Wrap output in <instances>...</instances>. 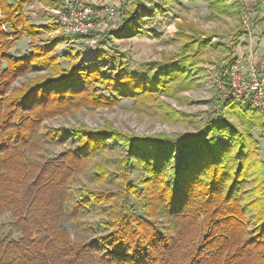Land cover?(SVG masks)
<instances>
[{"label": "trees", "instance_id": "trees-1", "mask_svg": "<svg viewBox=\"0 0 264 264\" xmlns=\"http://www.w3.org/2000/svg\"><path fill=\"white\" fill-rule=\"evenodd\" d=\"M32 1L0 0V22L14 33L0 24V219L11 220L1 227L0 264H264V161L252 135L264 137V112L230 91L244 27L234 29L229 45L215 46L221 32L177 23L175 54L143 73L114 63L113 76L101 65L105 53L82 65L71 51L76 61L65 70L54 50L67 37L34 44L26 57L10 55L16 42L39 32L24 15ZM146 1L127 0L122 38L143 31L142 15L154 12L144 9ZM241 1L209 0L210 17L239 19ZM171 2L179 4L162 0L155 9L167 13ZM207 64L225 90L212 99L205 121L162 104L169 117L197 118L191 134L45 125L78 108H111L124 98L156 102L194 90ZM35 71L46 75L15 86ZM63 144L47 157V146ZM111 150H120L115 160L91 164ZM93 215L100 219L91 221Z\"/></svg>", "mask_w": 264, "mask_h": 264}, {"label": "rangeland", "instance_id": "rangeland-1", "mask_svg": "<svg viewBox=\"0 0 264 264\" xmlns=\"http://www.w3.org/2000/svg\"><path fill=\"white\" fill-rule=\"evenodd\" d=\"M45 1H50V3L47 5ZM52 3L54 4L53 6L51 5ZM126 3L127 0H121L118 16L115 19L109 20L104 13L95 15L93 33L88 38H76L65 35L64 31L59 30L57 26L50 23L53 15L51 10L57 6L53 0H33L25 9L24 15L30 24L39 29V32L36 37L24 36L20 41L16 42L10 51V55L17 58L26 57L32 51V45L34 44L44 45L58 40L60 37H67V40L59 44L54 50L59 56H62L60 63L65 70L68 69L71 62L74 63L76 61L70 56L71 51L72 54H78V63H82V65L94 63L93 61H96L97 57L105 53L103 55L108 58L102 59L101 65L104 71L114 76V63H116L117 67L123 65L132 72L143 73L149 68H154L155 63L163 61L166 55L175 54L180 47V43L176 39L177 23L185 26H197L207 34L221 32V35L213 39L215 46L229 45L235 35L232 30L237 26L244 27L248 32L247 39L250 36L252 38H262L260 31H264V0H242V10L239 19L236 17L212 19L209 12V0H182L181 4L171 2L167 6V13H159L155 9L156 6L160 7L162 5V0H150V2L146 1L143 7L147 11L154 12L150 14V17L142 15L140 21L141 24H144L143 31L133 37L122 38L119 29L121 15L124 13L123 7ZM126 8H131V2L127 4ZM2 18L3 15L0 10V20ZM0 24L8 36L12 37L14 35L8 24H2L1 22ZM48 27L53 28V31L49 32L46 30ZM241 40L244 41L245 38ZM236 48L235 59L242 61V63L243 61L245 62L244 59L251 53L248 54L243 51L240 54L239 47L237 46ZM252 50L253 59L255 60L256 58L257 65H261L264 62V39ZM219 54L217 50L210 53L214 58ZM67 55L70 58L65 57ZM109 57L111 60H109ZM250 62L251 71L245 70V75L249 77V74L254 70L257 74L264 76V73L259 72L260 68H256L253 65L254 63L252 64L253 60ZM245 63H243L244 67ZM206 68V71L197 73L196 77L200 80L198 87L194 90L185 91L173 97H163L156 102L146 101L142 104L135 103L132 99L124 98L120 99L111 108H78L66 115L45 121V125L54 128L86 127L90 130L110 129L124 134L147 136L191 134L196 131L197 118H193V122H188L189 120L183 122L180 119L169 117L166 114L169 108L164 107L162 104L163 102L167 103L171 109H176L186 114L200 115L205 121L207 114L209 115L213 111L211 110L212 99L220 96L221 90L217 81V69L209 64L206 65ZM43 75H46V72H30L18 78L15 86L21 87L29 79ZM252 135L259 145L258 155L264 161V137L258 130H254ZM63 147H67V144L47 146V157L60 153ZM119 151L111 150L107 154L99 155L98 159L93 158L91 160V164L104 162L105 160V162H108L110 159L115 160ZM100 158L104 161H101ZM81 179L86 184L97 185L95 182L88 183L84 178ZM99 219V215H93L90 218L91 221H98ZM10 221L8 215L0 219V235L3 232L1 227Z\"/></svg>", "mask_w": 264, "mask_h": 264}, {"label": "built area", "instance_id": "built-area-1", "mask_svg": "<svg viewBox=\"0 0 264 264\" xmlns=\"http://www.w3.org/2000/svg\"><path fill=\"white\" fill-rule=\"evenodd\" d=\"M51 24L64 31L65 35L76 38H88L95 29L94 17L104 13L109 20L118 16L113 0H53ZM220 88L225 86L217 80ZM230 91L239 100L264 112V76L254 70L245 75L242 61L236 60L230 73Z\"/></svg>", "mask_w": 264, "mask_h": 264}, {"label": "crops", "instance_id": "crops-1", "mask_svg": "<svg viewBox=\"0 0 264 264\" xmlns=\"http://www.w3.org/2000/svg\"><path fill=\"white\" fill-rule=\"evenodd\" d=\"M123 1V0H122ZM188 1H190V0H188ZM125 3V2H124ZM179 3L181 4L182 3V0H180L179 1ZM113 5L117 8V9H119V7L121 6V0H113ZM234 31V29L232 30V32ZM233 33H235L236 34V31L235 32H233ZM260 34L262 35V38H260V37H255V38H252L251 36L249 37V39H247L246 37L247 36H244V37H242L241 39H243V38H245V40L243 41V40H241L240 39V43L238 44V45H236V47L238 46L239 47V51H241V52H239L240 54L244 51V52H246V53H248V54H250V55H248V57L247 58H245L244 60H245V62H247V63H245L244 61H243V63H245L246 65H245V67H244V72H245V70L246 71H251L250 69H251V66H249V64L251 63L250 61H252L253 60V62H252V64L253 65H255V67L256 68H260L259 69V72H262V73H264V62L263 63H261V65L259 64V65H257V63H256V58H255V60L253 59L254 57H253V55H252V53H253V48L254 47H256V46H258L259 45V43L261 42V40L262 39H264V31L263 32H261L260 31ZM246 46V47H245ZM235 47V50L237 49ZM242 48H244L243 50H242ZM238 51V50H237ZM242 55H244V54H242ZM241 58V57H240ZM246 68V69H245Z\"/></svg>", "mask_w": 264, "mask_h": 264}]
</instances>
